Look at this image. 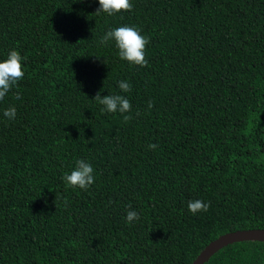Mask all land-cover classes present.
<instances>
[{"label": "trees", "instance_id": "obj_1", "mask_svg": "<svg viewBox=\"0 0 264 264\" xmlns=\"http://www.w3.org/2000/svg\"><path fill=\"white\" fill-rule=\"evenodd\" d=\"M130 2L109 15L99 0H0V60L18 50L25 73L0 100V264H191L264 228V0ZM121 25L149 38L147 66L101 42ZM98 91L131 110L101 113ZM79 159L87 190L62 179ZM204 264H264V241Z\"/></svg>", "mask_w": 264, "mask_h": 264}, {"label": "clouds", "instance_id": "obj_2", "mask_svg": "<svg viewBox=\"0 0 264 264\" xmlns=\"http://www.w3.org/2000/svg\"><path fill=\"white\" fill-rule=\"evenodd\" d=\"M100 7L96 10L97 13L105 12L109 15L121 11H131L133 8L130 0H99ZM114 41L118 49L120 59L126 60L130 64L139 65L141 67L147 66L148 60L145 57L146 45L150 42L149 38L142 35L139 28L130 25H121L109 29L104 36L101 37L102 43ZM22 60L20 52L16 49H11L7 57L0 60V100H2L17 82L24 78V71L22 68ZM118 87L122 92L127 93L131 91V85L125 80L118 81ZM16 98H20V94H16ZM95 101L102 105L101 113H126L131 110V103L126 96L121 94H108L101 96L98 91L94 96ZM148 107H152L151 101ZM3 115L8 119H14L16 116V108L10 106L5 109ZM126 120L128 116L124 117ZM150 149H155L157 145L149 144ZM93 167L84 159H79L75 162V167L70 173L65 172L62 179L69 187H79L80 189L87 190L91 184L95 182L93 175ZM52 190V189H50ZM55 202V201H54ZM210 204L202 200H189L187 208L193 214L204 211L206 212ZM126 221L131 223L140 219L139 213L131 210V205L126 209Z\"/></svg>", "mask_w": 264, "mask_h": 264}, {"label": "water", "instance_id": "obj_3", "mask_svg": "<svg viewBox=\"0 0 264 264\" xmlns=\"http://www.w3.org/2000/svg\"><path fill=\"white\" fill-rule=\"evenodd\" d=\"M243 240L264 241V228L241 229L224 233L208 243L191 264H204L221 248Z\"/></svg>", "mask_w": 264, "mask_h": 264}]
</instances>
